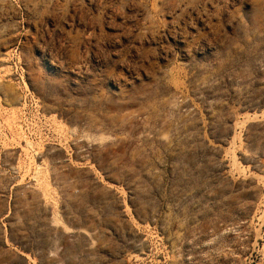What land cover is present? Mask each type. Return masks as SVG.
Instances as JSON below:
<instances>
[{"label":"rangeland","instance_id":"obj_1","mask_svg":"<svg viewBox=\"0 0 264 264\" xmlns=\"http://www.w3.org/2000/svg\"><path fill=\"white\" fill-rule=\"evenodd\" d=\"M0 264H264V0H0Z\"/></svg>","mask_w":264,"mask_h":264},{"label":"bare ground","instance_id":"obj_2","mask_svg":"<svg viewBox=\"0 0 264 264\" xmlns=\"http://www.w3.org/2000/svg\"><path fill=\"white\" fill-rule=\"evenodd\" d=\"M27 143H28V147H30V148H33L34 147L31 142H27ZM42 174H44V171L42 170V167L39 166L38 169H37V177H40ZM45 187H46V190L45 191L47 192L48 185H46Z\"/></svg>","mask_w":264,"mask_h":264}]
</instances>
